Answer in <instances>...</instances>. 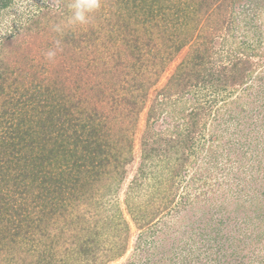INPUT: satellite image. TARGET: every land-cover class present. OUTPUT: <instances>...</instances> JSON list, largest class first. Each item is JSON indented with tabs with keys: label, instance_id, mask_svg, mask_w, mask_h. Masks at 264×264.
<instances>
[{
	"label": "trees",
	"instance_id": "trees-1",
	"mask_svg": "<svg viewBox=\"0 0 264 264\" xmlns=\"http://www.w3.org/2000/svg\"><path fill=\"white\" fill-rule=\"evenodd\" d=\"M246 1L236 10V0H103L91 27L80 33L68 30L62 41L64 56L70 58L63 60L55 79L33 88L31 94L7 97L0 106V264L117 261L130 246L132 222L140 233L133 256L121 264H177L168 256L173 247L160 250L161 237L166 238L158 226L172 229V219L164 213L175 207L199 204L205 209L211 172L202 173L194 165L191 184L195 190L203 188L196 197L188 191L190 186L179 183L187 179V153L197 142L210 148L209 158L226 181L223 198L210 205L212 223L207 221L199 231L205 246L198 264H264L257 246L264 238V229L260 231L264 225L256 224L252 216L257 211L264 217V197H254L251 205L256 206L251 208L241 196L252 189L264 193V0ZM10 2L0 0V10ZM204 16L206 26L201 22ZM180 22L192 30L177 32L174 28ZM134 24L145 28L148 41L139 34L133 39L114 35L115 29L131 32ZM197 29L200 37L204 30L211 31L206 37L209 44L203 41L192 48L159 85L167 62ZM219 30L231 32L220 46L214 43ZM101 31L112 44L100 41ZM163 34L173 44L161 52L152 42ZM120 42L127 49L116 47ZM147 46L149 55L144 53ZM128 51L135 61L126 66L123 55ZM94 101L101 105L112 101L117 112H106ZM145 109L142 160L130 188L143 191L149 182V188L162 193L164 182L170 181L175 191L153 194L147 203L134 195L131 203L130 189L125 200L129 219L117 187L135 160L134 133ZM159 122L166 124L164 128L156 126ZM202 128H210L208 139L198 137ZM173 152L180 154L177 167L170 160ZM157 157L173 166L169 179L144 168L149 162L154 166ZM249 181L253 186L247 185ZM239 220L240 226L230 227ZM146 225L153 228L155 238L145 231ZM62 244L68 257L59 261L56 248ZM191 260L178 262L194 264Z\"/></svg>",
	"mask_w": 264,
	"mask_h": 264
},
{
	"label": "rangeland",
	"instance_id": "rangeland-1",
	"mask_svg": "<svg viewBox=\"0 0 264 264\" xmlns=\"http://www.w3.org/2000/svg\"><path fill=\"white\" fill-rule=\"evenodd\" d=\"M71 3V0H11L10 4L2 8L0 10V84L4 85V90H0V106H3V101L5 98H18L22 93H29L31 94L33 88L44 87L45 85H48V83L52 82L56 77V70L59 69L61 64H65L63 60L68 62L70 56H64L66 52L65 49V43L62 41L68 33V30L71 29L72 31H76L78 33L81 32L82 28H88L92 26V21L95 19V13L93 14V17L91 19V22L84 26H67L68 20L70 17V9L68 5ZM248 1L246 0H236L235 7L236 10L242 9L244 5H246ZM107 10V9H105ZM64 14H63V13ZM67 12V13H65ZM59 14V15H58ZM206 17L204 16L201 22L205 24L206 26L208 24V21H205ZM60 24L62 26H66L64 31L62 33H57L54 31V27ZM192 24V23H191ZM181 22L176 25V28H174L177 32H180L183 30V32L187 33L188 31H191L192 29L184 25V28L182 26ZM193 25V24H192ZM191 27V25H189ZM144 27L141 26V24L131 27V32L129 29H124L122 31L116 30L114 31V35H125L129 36L133 39L136 37L137 34L141 35L143 41H148V34L144 32ZM174 29H169V31H173ZM218 30V29H217ZM195 31L193 34L194 36L191 38L189 43L178 53H176L172 60L167 62L166 71L162 74L160 84L164 83L166 79L171 75V72L175 69V66L178 65L186 56H189L190 51H192V48H195L196 46H199V43L208 41L206 39L207 36L211 33L208 30H204L202 32V37L197 36L198 33ZM201 32V31H200ZM214 32V31H213ZM100 41L103 42L106 40V42H111L110 38L105 32H102ZM240 34L241 32L238 31ZM169 34V32H167ZM231 32L229 30H219L215 34L214 43L216 45H219L223 42L224 37L227 35L229 36ZM176 36L178 34L176 33ZM204 36V37H203ZM196 38V39H195ZM195 39V40H194ZM57 40L61 41V50L58 51L57 57L54 62H50L45 58V53L55 47V42ZM100 42V43H101ZM153 44H156L157 47L160 48V51L163 52L165 45H172L173 41L168 40V37L165 36V34L160 35L158 38H155L152 42ZM175 44L178 43V39L174 42ZM112 44V42H111ZM117 45V44H115ZM113 45V46H115ZM119 48L127 49L122 42L118 44ZM81 49L80 47H78ZM148 46L145 48L146 50L144 53L149 52L147 50ZM162 48V49H161ZM174 50L173 48H170ZM169 49V50H170ZM77 49H73L75 51ZM113 50V49H112ZM170 54V52L168 53ZM135 61V56L132 55L128 51V53L123 55V63H126V66L130 65ZM158 61H162L161 57H158ZM167 61V60H166ZM114 63V61H112ZM73 82V81H72ZM243 92H241L242 96ZM240 95V92L235 93L233 97ZM96 97V96H95ZM96 105H98L100 102L94 101ZM99 108H106V112L115 114L117 112L116 108L114 107L112 101H107L104 105L99 104ZM146 115L147 110L145 109L140 114V120L137 125V128L135 129L134 133V154H135V160L131 163H129L126 167L127 172L125 174V181L123 183H120L119 187H117V190L120 192L118 196L120 197L119 202L122 204L121 207L126 212V216L130 219V215H128L129 205L126 203V193H130V187L132 186V181L136 177V173L139 170V166L142 160V135L146 128ZM164 125H166L163 122H159L156 124L157 127L164 128ZM211 127V126H210ZM208 129L200 130L198 137L202 136V139H208L210 137L211 131ZM205 133V134H204ZM218 142H215V145ZM256 150V149H255ZM210 148L205 147L202 143L197 142L196 148L193 152L187 153L190 155V159L187 162V166L190 165V168H184V171L187 173V179L185 181H182V179H179V183L181 186H190L188 187V191H190L194 196L196 197V193L202 191L203 188H200L198 190H195L194 187L191 184L190 177L192 176L194 172V165L196 167L195 170H199L203 173L206 172V170L210 171L212 174L211 178V188L210 191L206 194V201L207 204L205 206V209H199L201 205L196 204L194 207L188 208H178L175 207L174 211H165V217L170 216L169 220L172 219V229H166L168 227H165L163 223H160L158 226V231L162 233L166 239L161 237L163 239L160 241L161 248L160 250L163 251L167 247H173L171 253L168 255L171 257V260L173 259L175 263L179 264L178 261H182L184 258H190L191 261L194 262V264H198V259L204 258V246H205V236H202V234H199V231H201L202 228H204V225L209 220L208 215L212 214V211L210 210V205L216 200H221L223 198L222 192L225 187L226 181L224 180V177L221 174L219 167L217 166L215 160L209 158L210 157ZM250 153H252L251 150H249ZM173 156L170 158V160L175 163L173 166H179L180 160H179V153L173 152ZM210 159V160H209ZM154 166L151 165V162L145 165V169L148 172H151V170L154 171L156 176H169L166 179H169L171 176V168L173 167L168 160H162V162H159V158L154 159ZM224 163V161H219ZM209 172V173H210ZM226 173V172H225ZM114 174V173H113ZM153 174V172H152ZM113 178V177H112ZM112 181V180H111ZM248 181V180H247ZM149 183V182H148ZM148 183H146L143 186V191H141L139 186H136V188L131 189L132 196L130 198L131 203L134 202L133 196L140 195L142 200L147 203V200L154 194L155 196L159 197L161 194H169L172 193L171 191H175V185H171L170 181L164 182L163 185V192L156 193L154 192V188H149ZM252 181H249L247 185H251ZM257 184H261V180H257ZM108 186V183L105 184ZM246 185V187H247ZM253 186V185H251ZM106 188V186H104ZM264 186L261 184V188ZM119 188V189H118ZM148 188V189H147ZM264 189V188H263ZM262 189V191H263ZM180 192H183L182 187L180 188ZM160 194V195H159ZM203 195V194H202ZM242 201H244L248 206L251 205V200H253L254 197H264V193L261 191L256 192L250 190L247 193H242ZM115 198V197H114ZM113 198V199H114ZM111 199V197H109ZM145 199V200H144ZM180 201V197L177 200ZM229 200H227L228 202ZM218 202V201H216ZM113 204V203H112ZM149 204L145 205L147 207ZM256 206V205H251ZM234 207V206H233ZM235 209V208H233ZM185 210L187 216L183 218L181 216V213H183ZM190 210V211H188ZM164 211V210H163ZM162 212V210H161ZM195 212V217H192V214ZM243 212L239 213V219L242 216ZM173 215V216H172ZM254 217V221L256 224H260L261 222L264 225V217H258V212L255 211L252 215ZM162 217V216H160ZM220 217V215H216V220ZM208 218V219H207ZM162 220V219H161ZM195 220V221H194ZM131 221V220H130ZM132 222V221H131ZM209 225L212 223V221H208ZM57 224V223H55ZM54 224V225H55ZM240 226V220L237 223L232 224L230 227ZM250 226V225H249ZM145 231L148 233V235H151V238H155V235L153 233V228L149 229L151 227H148L146 225ZM260 228V227H259ZM205 229V228H204ZM264 229V226L260 228V231ZM198 230V231H197ZM56 229H53V233H55ZM140 230L138 229L137 225L132 222V237H131V243L128 247L127 253L117 261H111L107 264H121L128 261L130 257L133 256L135 251V242L138 239ZM158 236V235H156ZM258 242V240H257ZM164 244V246H162ZM66 244L59 245L56 252V258L59 261H63L67 259V250ZM174 245V246H173ZM257 246L262 251V254H259V258L264 257V238L260 240V242L257 243ZM153 252V251H152ZM24 253V252H23ZM25 254V253H24ZM22 255V254H21ZM29 258H31V255H27ZM24 257V256H23ZM74 257V255H73ZM261 258V259H262Z\"/></svg>",
	"mask_w": 264,
	"mask_h": 264
},
{
	"label": "clouds",
	"instance_id": "clouds-1",
	"mask_svg": "<svg viewBox=\"0 0 264 264\" xmlns=\"http://www.w3.org/2000/svg\"><path fill=\"white\" fill-rule=\"evenodd\" d=\"M103 6V0H71L68 5L70 9V17L67 26H84L91 22L93 14L98 12ZM66 26L57 24L54 27V31L57 33H62ZM61 50V41L57 40L55 42V47L49 49L45 53V58L54 62L58 51Z\"/></svg>",
	"mask_w": 264,
	"mask_h": 264
}]
</instances>
